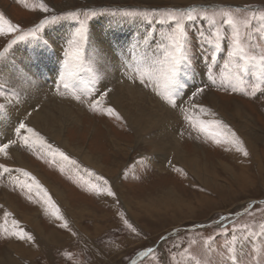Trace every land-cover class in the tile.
I'll list each match as a JSON object with an SVG mask.
<instances>
[{
	"label": "rangeland",
	"instance_id": "obj_1",
	"mask_svg": "<svg viewBox=\"0 0 264 264\" xmlns=\"http://www.w3.org/2000/svg\"><path fill=\"white\" fill-rule=\"evenodd\" d=\"M263 2L264 0H0V13H3L12 24L19 25L25 30L35 28L45 18L63 17L68 12H77L78 19H58L45 24L35 36L16 40L0 57V70L7 65L19 70L25 69L26 64L30 66L29 77L43 83L47 89V96H56L57 101L70 104L76 119L83 121V123L69 125L67 134L71 143L72 140L73 143L81 142L79 145L82 144L81 146L85 147L89 153L99 158L104 157L105 163L110 162L106 155L112 151L109 143L111 137L127 144L126 151L122 150L118 154L119 162L122 163L118 171L119 178L121 182H124L123 188H127V191L122 201L118 197V192H113L112 196H115L116 202L112 203L105 199L109 195L103 189L110 187L111 190H117L112 183L118 180V172L113 177H104L109 181L107 185L98 178L87 180L84 177V175L87 177L86 174L78 172L77 168H70L69 162L60 160V157H53L48 149L41 147V144L29 147L10 136L5 137V143L10 140L17 142L10 146L15 148V151H19L21 160L25 164L31 165L28 167L38 172H40L39 168L43 169L42 172L43 174L45 172L46 178L64 192L72 205L71 218L75 215L76 209L84 211L83 207L78 206L86 207L85 212L82 211L83 214L85 213L84 216L78 221L81 224L68 222V229H65L62 227L65 224L64 221L56 218L55 214L50 216L47 213L44 209L46 204L38 194L28 192L27 187L21 188L20 182L23 181L20 178L9 177L1 172L0 198L7 193L20 209L23 208V211H28L26 208L31 207L29 212L36 211V218L40 220V225L46 232L53 229L58 233L54 241L50 240V235L46 244L39 241L31 226L24 220L12 219L14 214L0 202L1 222L11 225L12 221L16 220L18 223L12 224L14 229L10 227L11 231L21 228L29 232L33 238L35 237L33 243L36 254L32 258L34 260L19 256L17 260L19 264H131L143 251L152 248L160 238L173 230L176 231L174 234L166 237L134 264H264V65L259 62V57L264 56V20L252 19L253 14L259 17L261 13H264ZM41 4L48 10L44 11L40 7ZM198 4L217 7L195 8L194 6ZM190 8L195 9L193 14L198 18L195 21L184 22L187 33V55L191 58V62L182 63L177 73L176 82L178 81L179 92L177 95L170 96L177 105L175 108L166 99L169 97L168 90L172 89L174 84L164 89L161 83L164 62L155 60L152 62L151 59L146 64L138 62L137 56H140V51L136 48V41H139V38L133 37L132 31L129 34H123L117 49L129 47L128 60L135 64L136 69L132 68L126 78L131 81L133 87L148 94L153 102H159L170 108L177 117L178 120L174 121L172 127L168 129H171L169 132L172 135H176V140L180 138L178 142L182 143L185 151L183 156L187 158L184 160L193 158L191 163L194 172L184 167L178 161L179 159L175 158L177 151H167L166 155L154 149L152 151L153 145L149 140L146 141L145 133L129 130L120 113L107 104L110 86L115 81L114 75L110 77L111 85L107 83L101 85L99 79L91 77L88 84L92 95L88 96L81 90L87 84L85 76H79L81 79L79 83H75L74 76L69 82L63 71V68L67 71L66 61H70V65L73 66L74 60L70 59L67 53L75 47L74 43L69 42L74 40L72 34L79 29L81 20L86 25V36L89 34L91 22L96 19L127 18L146 21L144 27L151 30L148 33L154 39L146 40V44H140L144 48H156L157 45L152 40H157L151 32L156 31L155 33L164 39L174 29V22L168 21L166 17L162 21L159 14L155 15L153 20H149L124 17L119 13ZM93 12H96V15H92ZM225 12L231 13L236 21L235 26L224 24ZM205 16L208 19H204ZM246 21L250 23L246 24ZM57 26L61 27L53 29ZM216 33H219V36L215 35ZM18 34L0 33V51H3L9 41L15 39ZM237 35L245 53L249 57L255 56V61L244 64L239 56H229V52L234 50L233 38ZM86 40L82 43L83 48L87 47ZM164 41L167 46V40L164 39ZM164 51L166 52V48L158 52L164 53ZM152 56L151 53L150 57ZM155 58L158 59L157 56ZM55 65L58 66L64 78L54 72V68L57 69ZM240 66H243V71L239 70ZM82 67L84 70V67L88 66L83 64ZM142 70L145 75L150 76L151 84L142 83V79L133 73L141 74ZM65 83L68 84L67 89L64 87ZM7 85L0 82V93H2L0 94V119L2 116L9 118L11 114H15V118H20L24 122L30 114L15 113L12 103L10 105L3 102L11 99L14 92ZM198 87H203L204 92L193 96L192 93ZM57 88L64 92L63 96L56 94ZM73 92L81 99H73ZM104 93H107L104 96L105 99L95 111H91L88 105L99 100L100 95ZM212 93L215 94L213 100L216 102L208 98ZM215 103L219 106H215ZM235 104L241 106L244 114L248 115L246 118L233 115ZM192 105L213 108L214 115L205 120L194 118L188 112L189 106ZM213 106L221 107L225 113L221 109L216 111ZM109 107L114 109L113 115L107 113ZM185 114L197 122L195 126L184 119ZM19 120L18 126L21 122ZM212 120L226 123L228 129L235 132L243 142L249 155L244 156L241 152H236L239 145L224 139L225 136H231L227 135L225 130L223 131L225 128L222 129L220 126L215 128L214 124L207 123ZM199 121H205L206 132L199 130ZM214 134H218L219 142L213 139ZM53 139H46L44 135L46 144L49 140L48 145L53 144L51 145L53 149L59 148L70 159L77 160L76 164L82 167L81 169L85 170L89 167L92 172L97 170L82 158L81 160L80 156L73 155L71 151L73 146L69 145L72 148L67 149L68 145L63 141L62 144L61 139ZM252 148L258 156V165L257 161L256 164L254 163L255 156ZM144 154L148 156L145 157ZM81 161H84V164ZM156 161L158 164L153 166V162ZM114 164L116 166V163ZM111 167L113 164L110 165ZM241 173L244 174L240 176ZM97 189L100 191L98 192ZM167 189L172 192L169 193L170 195L165 194ZM164 196L172 198L165 199ZM52 198L55 201L54 196ZM3 199L4 197L1 200ZM166 201L167 203H164ZM36 202L40 206L37 207ZM179 202L181 204H178ZM147 205L149 206L146 207ZM176 206L178 208H175ZM45 208L49 211L48 205ZM5 212L11 214L7 217L8 219L4 216ZM68 216H70L69 213ZM94 216H98L99 219H95ZM125 220L136 229L135 232L124 223ZM99 224L101 226H98L94 232L92 226ZM187 227H191L190 230H187ZM12 238L14 237L9 236L0 226V259H2L0 264H14L9 262L8 257L11 254V249L8 248L9 239ZM29 246L33 245H26V247ZM229 249L234 251L230 252ZM11 255L15 257L16 254ZM233 255L237 258L235 261L232 259Z\"/></svg>",
	"mask_w": 264,
	"mask_h": 264
},
{
	"label": "bare ground",
	"instance_id": "obj_2",
	"mask_svg": "<svg viewBox=\"0 0 264 264\" xmlns=\"http://www.w3.org/2000/svg\"><path fill=\"white\" fill-rule=\"evenodd\" d=\"M174 3H177V2H174ZM171 5H173V4H171ZM145 24H146V21H141V20H137V19H132L131 20V19H127V18H100V19L93 20L91 22V24H90L91 27H90L89 34H87V36H86V39H87L86 40V46L87 47L83 48L82 58H81L80 61H75V60L72 61L73 66L70 65V61H66L65 67H66L67 71H65V69L63 68V71L65 73V78L67 79V81L71 82L72 78L74 76L75 83L76 82L79 83L81 81L79 76H85V78L87 79V84L81 90H82V93H84V94H86L88 96H91L92 93H91V90L89 89V84H88V82H89L88 80L91 77L94 76L97 79H99V83L101 85H103L105 83H107L108 85H111L112 82L110 81V77L114 75L115 76V81H113L112 86H110V90H109L110 92H109V98H108L109 101H108L107 104H109L112 107H114L115 111L120 113L122 119L124 118V122H125L126 126L129 128V130H131L132 132H135V133H145L146 141L149 140L150 143L153 145L152 151L154 149L156 151H159V153H163V155H166L167 151L175 150V152L177 151V156L175 158L177 160L179 159L178 161L184 167H187L191 171L194 172L193 165L191 163L193 158L190 159V160H187V161L184 160L185 157L183 155H184L185 151L182 148V143L178 142V139H180V138H178L176 140V138H175L176 135L175 136L172 135L169 132L171 129L170 130L168 129L169 127H172L171 125H172V123L174 121L178 120V119H176L177 117L175 116V114H173V112H172V110L170 108H167L163 104H161L159 102H157V103L153 102L152 101L153 99L151 100L148 94L142 93L140 89H138V90L135 89L133 87L131 81H128V79L126 78V75L131 73L132 68L136 69L135 68V64H132L131 61L128 60V58L130 57L129 47L126 46V48H122L121 50H118L117 49V45H118L120 39H122L123 34H129V32H131V31H132V34L134 35L133 37L136 36L137 38H139V41H141V43L146 44V40L154 39L150 35V33H148L151 30L144 27ZM66 25H69V24H66ZM76 26H77V24H76ZM60 27L61 26L53 27V29H58ZM155 32L152 31L151 34L153 33L152 35L155 36V38L157 40V41L152 40L153 43L155 45H157L156 48H144V46L142 44H140L139 47L136 46L138 51H140L139 52L140 56H137V58L139 60L138 62H141L142 64H146V62L149 59H151L152 62H154V60L155 61H163L164 62L165 51H164V53H159L158 51H161L163 49L160 46L161 44H164L165 46H166V44H165L164 39L162 37H160L159 35H157V33H155ZM72 37L74 38V33L72 34ZM144 37H147V39L145 40ZM154 50L156 52H154ZM62 52H64V51H62ZM98 53H102L103 54V59L98 57V55H97ZM151 53L153 54L152 57H150ZM34 55H36V54H34ZM155 56H157V58H158L157 60H156ZM84 58L86 60H84ZM83 64H84V66H88V67H84V70H83V67H82ZM154 64H156V63H154ZM26 65H25V69L21 68V70H19L17 68L13 69V68L9 67V65H7L4 68L2 67L3 69L0 70V82L8 84L7 86L11 90L12 89L14 90V92H12L13 96L11 97V99L9 98V99L3 101L4 104L10 103V105H11V103H12L11 106L13 107V110L15 111V113H23V115H25L27 113L30 114L28 116V118H26L27 120L24 121V123L26 124V128L25 129H20L19 128L17 122H18V120L20 118H15V114H11V116L9 118H8V116L7 117L6 116H2V119H0V143H5L4 142L5 139H6L5 137H9V136L11 138L17 139L18 141H21V143H23V138L24 137H28L30 145L31 146H36V145H38L40 143L37 142V138L36 137H33L32 134L27 131V128H32L36 133L39 134V136L43 135V139H44V135H45L46 139L47 138L48 139H50V138L51 139H53V138L61 139L60 140L61 142L63 141L64 143H66L68 145L67 149L72 148L71 146H73V149L71 150L73 155L80 156L79 157L80 159L82 158L86 163H89L91 166H93L95 169H97L94 172H92L91 168H89V167H87V169L83 170V169H81L82 167L80 168V166L78 164H70V163H68V166L70 168H77L78 172H80L82 174H86L87 177L85 175H84V177L87 180H91V179L95 180V179L99 178L100 176H103V177H106V176L113 177V176H115L116 173L118 171H120L119 168H120V165L122 164L121 162H119L118 154L122 150L123 151L125 150V147H126L127 144L121 143L120 140H115L114 138L111 137L109 143H110V146L112 148L111 149L112 151H111V153L106 155V158L110 159V162L109 163H105L104 162L105 161L104 157L100 156V158H99L98 156H95V155L89 153L88 150H85V147L84 148L82 147L83 146L82 144H81L82 146L79 145V143H81V142L73 143V140H72V143H71L70 137L67 134V132L69 131L68 130L69 125L78 124L80 122L83 123V121H80V120L76 119V117L73 114L74 111L72 112V110H71L73 108L71 106H69L70 104H63L62 102L57 101L56 100V96H53V97L52 96H47V89L45 88V86H43V83L42 82L39 83L35 79H32L31 77H29L30 72L28 70H29L30 66L27 65V67H26ZM57 65H55V66H57ZM54 72L59 74L60 76H62L64 78V75H62L60 73V71L58 69V66H57V69L54 68ZM133 73H134V75L139 76L141 79H144V80H146V82H149L151 84L150 76L145 75L143 70L141 71V74H136L135 72H133ZM155 73H156V71H155ZM121 76H122V79H121ZM177 82L173 85L172 89L170 88L168 90L167 93H168L169 96H173V95H177L178 94L179 88L177 86ZM161 83L164 85L163 78L161 79ZM163 88L166 89L165 85L163 86ZM106 90H107V88H106ZM209 93H211V92L209 91ZM207 95H208V93H207ZM204 96H205V93H204ZM214 97H215V94L212 93V94L209 95L208 98L212 99L211 101H215L216 102V100H213ZM91 99H90V101H91ZM13 101H15V103H13ZM217 103H218V99H217ZM212 104H214V103H212ZM217 105L218 104L215 103V106H217ZM34 106H37V108H34ZM78 106H79V104H78ZM200 107H202L204 109L203 112L200 111ZM204 107L205 106H202V105H199V106L192 105V106H189L188 112L194 118H198V119L199 118H204V120L206 118H208V117L212 118V115H214L213 108L207 109V107L206 108H204ZM214 109L216 111H218V109H221V107H214ZM221 111L223 113H225V111L223 109H221ZM233 115L234 116H238L239 118H243V119L246 118V116H248L247 114H244V110L241 108L240 105H236L235 106V108L233 110ZM19 121H21V119ZM222 125H226V123L222 122ZM77 127H78V125H77ZM175 127L176 126H174V128ZM213 127L219 128V126H217V125H214ZM220 127L222 129L224 128L222 126H220ZM174 128H172V129H174ZM229 129L227 127L225 129H223V131L225 130V133H227V135H231V133L228 131ZM94 130H95V128H94ZM110 132H111V130H110ZM176 132L178 133V131H176ZM97 133H99V132H97ZM119 135L121 136V134H119ZM127 140H129V139H127ZM47 141H48V143L50 142L49 140H47ZM63 142H62V144H63ZM132 143H134V142H132ZM50 145H53V144H50ZM69 145H71V146H69ZM129 146H131V145H129ZM14 149L15 148H12L10 146L6 150L7 151V155H4L3 153H0V165H4V166H6L9 169L8 172H4L2 169H0V173L2 172L4 175L9 176V177H13V178L18 177V178H20V180L23 181V182L19 181L22 184V185L20 184L22 186L21 188L26 189V187H27L28 188L27 190H29L28 192H31V191L35 192L36 194H38L41 197V200L43 202H45V200L48 197H50L52 202L55 204L56 207L54 209V208H52L51 206H49L48 204L45 203L46 205L49 206V211L45 208L46 205L44 206V209L47 211V213L50 214V216H53L54 213H56V211L58 210V214L60 216H63V220L62 221H64L67 224V227L69 225L68 222L71 223V224L73 222H75V224L79 223L78 222L79 219L81 217H83L84 214H85V213L83 214V212H85L86 207L78 206L79 208L83 207L84 211L81 210V209L80 210L76 209L75 212H74L75 215L71 218V210H72L71 207H72V205H70V203L67 200L64 192H62L61 189L56 187L54 185V183H52L50 180H48L46 178L45 172H44V174L42 172L43 169L41 170L39 168L40 172H38V171H36V170L34 171V170H32V168L28 167L30 164H28V165L25 164L21 160V156H20L19 151L17 152ZM252 149H253V153H254L253 155L255 156V157L253 156L254 157V163L256 164V161H257V165H258V156H257L256 152L254 151V148H252ZM71 151L69 153H71ZM236 152L240 153L238 151V149H236ZM67 154H68V152H67ZM251 154H252V152H251ZM144 156L146 157L148 155L144 154ZM172 156H173V154H172ZM235 157H236V155H235ZM151 158H150V160H151ZM155 159H157V158H155ZM185 159H187V158H185ZM60 160H62V159H60ZM75 161L77 162V160H75ZM84 161H81V162H83V164H84ZM25 162H26V160H25ZM114 163H116V166H115ZM112 164H113V167L110 168V165H112ZM157 164H158L157 161L153 162V166H156ZM90 165H88V166H90ZM108 165H109V167H108ZM35 166H36V164H35ZM243 168H241V169L244 170ZM20 169H23L24 171L28 172L30 175L29 176H25L23 174V172L19 171ZM157 170H159V169H157ZM93 173H95V175H93ZM243 174L244 173H241L240 176H242ZM32 177H35V181L38 182L42 186L43 190L38 189V188L35 187V182L33 181ZM119 177H120V173H119V176H118V180H115V183L114 182L112 183V184H114L116 186L117 190H112V191L113 192L117 191L118 192V197L122 201V197L126 194L127 188H123V184L122 183H124V182H121ZM51 178L53 179V177H51ZM132 190L134 191V189H132ZM168 190L169 189H167L165 191L166 195H170L169 193H172V192H170V190L169 191ZM45 191L47 192V196H45ZM129 191H131V190H129ZM130 195H133V194H130ZM172 195H175V194H172ZM2 196L4 197V199L1 200L3 197L0 198V202H2L7 207V209L9 208L8 211H10L11 213L14 214L12 219H17V220H20V221L21 220L22 221L23 220L26 221L27 224L29 226H31L32 230L35 232V233L34 232L33 233L38 236L39 241H41V242L46 244V242H47L46 240H48L49 235H50V240L51 241H54V239H57L56 238V236H58V233H56L57 231L50 228L51 230L46 232L45 229L43 227H41L40 220H37V218H36V214H35L36 211L33 212V213L29 212L31 207L30 208H26L28 206L27 205L25 208L28 211H26V210L23 211L22 207H24V206H22L21 207L22 209H20L18 204L10 197L9 194L4 193ZM53 196L55 198V201L52 198ZM107 197H105V199H108L112 203L116 202L115 201V196H107ZM144 198L145 197H143V199ZM163 198H165V196ZM169 198H172V197H167L165 199H169ZM139 199H140V197H139ZM159 199H161V197ZM29 202L31 203V201H29ZM177 202H178V199H177ZM164 203H167V201L164 202ZM35 204H36L37 207L40 206L38 202H36ZM123 204H125V202ZM143 204L145 205L144 202H143ZM178 204H181V203L179 202ZM149 205H147L146 207H148ZM175 205H177V203ZM162 207H164V206H162ZM157 208H158V205H157ZM175 208H178V207L176 206ZM67 210H68V212H66ZM181 210H182V208H181ZM68 213L70 214V216H68ZM94 218L96 219V218H98V216H94ZM46 220H45V222H46ZM52 221L54 222V224L56 223L54 219ZM0 222H1V220H0ZM9 223H11V222H9ZM61 223H63V222H61ZM102 223H101V225H102ZM79 224H81V223H79ZM101 225L99 224V225H96V226H92L94 232L96 231V228L98 226H101ZM0 226H1L2 230H4V228L6 227L9 231H11L10 227H12L13 225H12V223H11V225L10 224L8 225V224H5V223L1 222ZM67 227H63V228L68 229ZM12 229H14V228L12 227ZM51 237H53V238L51 239ZM34 239H35V237H34ZM25 243L23 241H19L17 238L15 239V237L12 238V239H9L8 248L11 249L10 253L11 254L12 253L16 254L15 257H12L11 254L8 255L9 252L6 254L9 257V262H12L14 264H19V262L17 261L19 259V256H23L25 258L27 257L30 260H34L32 258H34L35 254H36V252H35L36 249H35V246H34L35 244L33 242H31V243L25 242ZM27 244H30V245H33V246L26 247ZM0 262H2V259H0ZM9 262H7V263H9Z\"/></svg>",
	"mask_w": 264,
	"mask_h": 264
},
{
	"label": "snow or ice",
	"instance_id": "obj_3",
	"mask_svg": "<svg viewBox=\"0 0 264 264\" xmlns=\"http://www.w3.org/2000/svg\"><path fill=\"white\" fill-rule=\"evenodd\" d=\"M40 7L44 10L47 11V7L43 4L40 5ZM195 12L194 8H190L187 10H179V9H167V10H152V11H121L119 13V15H122L124 17H131V18H143V19H149V20H153L155 15L159 14L161 17V20L163 21L164 18L166 17L168 21H172L174 22V29L172 30V32L170 34H168L164 39L167 40V46H165L164 44H161L160 46L162 48H166V52H165V57H164V69L163 72L161 73L163 81H164V85L165 88L167 89L168 86L173 85L176 83V77H177V73L179 71L180 65L182 63H190L191 62V58L187 55V43H186V38H187V33L185 30V21H195L198 16L194 15L193 13ZM92 15H96V12H93ZM113 15H117V13H113ZM224 16L226 17L224 19V24L227 25H231V26H235L236 21L233 19L231 13L229 12H225ZM63 18H71V19H78V14L77 12H68L66 13L63 17H58V16H52L50 19L45 18L43 20L40 21L39 24H37L35 26V28H31V29H21L19 25L16 24H12L9 20H7L5 18V15L3 13H0V33H4L6 34L7 32H12V33H19L18 35H16L15 39L10 40L7 47L3 50L0 51V57H2L4 55V53L7 51L8 48L11 47V45L13 43H15L16 40H22L25 39L26 37H32L35 36L37 31L42 28L45 24H48L50 22H54L58 19H63ZM204 19H208V17H203ZM260 19V20H264V13H261L259 15V17L256 16V14H253L252 19ZM214 23V21H213ZM250 23V21H246L245 22ZM86 33H87V29H86V25L85 22L83 20L80 21V27L79 29L76 31V33L74 34V40L70 41L71 43L75 44V47L69 51L67 53L68 57L72 60L75 61H80L82 58V54H83V47H82V43L83 41L86 39ZM203 35V34H201ZM215 35L219 36V33H216ZM144 39L146 40L147 37H144ZM141 41H137L136 42V46L139 47ZM233 45H234V50L229 52V56H239L240 59L244 62V64L250 63L252 61L256 60L255 56L249 57L246 53H245V49L242 46L240 40H239V36H235L233 38ZM99 58L103 59V54L102 53H98L97 54ZM259 62L264 65V56H260L259 57ZM240 71H243V66H240ZM131 78H135V77H131ZM142 83H145L146 81H144L143 79L141 80ZM214 82V81H213ZM64 87L67 89L68 88V84L65 83ZM235 90V89H234ZM204 92V88L203 87H198L196 88V90L192 93L193 96L199 95L200 93ZM2 94V93H0ZM56 94L59 96H63L64 92H61L59 90V88H57ZM107 93L101 94L99 100L93 101L91 104L88 105V107L95 111L97 106L104 100V96ZM72 98L75 100H80V96L76 95L75 92L72 93ZM166 99L168 100V103L171 104V106L173 108H175L177 105L175 103V101L169 96L166 97ZM200 111L203 112L204 109L201 107ZM107 113L108 114H114V109L112 108H107ZM184 119L186 121H189L190 123H192L194 126L197 123L195 120H191V118L185 114ZM208 124H214L217 126H222L224 128H227V125H222L221 121H217V120H212V121H208ZM19 128L20 129H25L26 128V124L21 121L19 123ZM199 130L200 131H207V128L205 126V121H199ZM27 131L29 133L32 134L33 137L37 138V142H39L41 144L42 147L48 149L50 151V154L53 157H60L62 160L67 161L71 164H76L77 162L75 160L70 159V157L68 155L65 154V152L61 151L59 148H52L51 145L46 144V142L44 141L43 137H40L38 133H36L32 128H27ZM231 133L230 137L225 136L224 139L228 140V142L230 143H236L239 145L238 151L241 152L244 156H248L249 153L248 151L245 149V147L243 146V142L240 140V138L236 135L235 132H231V130H228ZM213 139L216 140V142H219V137L218 134H214L213 135ZM16 141L14 140H10L7 143H0V153H3L4 155H7V149L10 147V145L15 144ZM23 143L26 146H31L29 143V138L28 137H24L23 138ZM0 169H2L4 172H8L9 169L4 166V165H0ZM19 171L23 172V174L25 176H29L30 174L26 171H24L23 169H20ZM93 175H95V173H93ZM33 181L35 182V187L38 189H42V186L35 181V177H32ZM100 181H102L105 185L108 184V181L103 177L100 176L98 178ZM107 195L112 196L114 195L113 191L111 190V188H105L103 189ZM97 191L99 192L100 189H97ZM45 196H47V192L45 191ZM45 203L48 204L49 206H51L52 208L55 209V204L52 202L51 198L48 197L45 200ZM57 215L58 219L63 220V216H60L58 214V210L56 211V213H54ZM9 215H11L8 212L4 213L5 218H7ZM223 219V218H221ZM7 222V221H5ZM17 221L13 220L12 224L13 225H17ZM124 223L133 231L135 232L136 229L132 227L131 224L128 223L127 220L124 221ZM63 227H67V224L65 223L63 225ZM235 231V229H233ZM4 231L7 232V234L11 237H15L17 238L19 241H23V242H33V236L27 232L24 231L21 228H17V230L15 231H9L6 227L4 228ZM163 239V237L161 238ZM233 240H235V237H233ZM147 251L151 252L152 249L149 248ZM230 252H233L234 249H229ZM233 261H235L237 258L233 255L232 256Z\"/></svg>",
	"mask_w": 264,
	"mask_h": 264
},
{
	"label": "water",
	"instance_id": "obj_4",
	"mask_svg": "<svg viewBox=\"0 0 264 264\" xmlns=\"http://www.w3.org/2000/svg\"><path fill=\"white\" fill-rule=\"evenodd\" d=\"M195 8L196 7H199V5H196V6H194ZM209 7H217V6H209ZM186 229H190V227H187ZM175 233V230H173V231H171V232H168V233H166L165 234V236L163 237V239H159L158 240V242L156 243V245H159L160 244V242H162L166 237H168V236H170V235H172V234H174ZM156 245H154L151 249H153ZM149 251H143L140 255H139V257L137 258V259H135V260H133L132 262H131V264H134L135 262H137L143 255H145V254H147Z\"/></svg>",
	"mask_w": 264,
	"mask_h": 264
}]
</instances>
